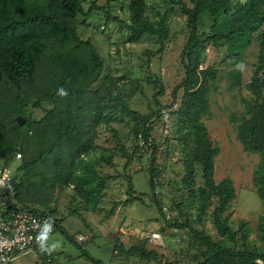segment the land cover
Here are the masks:
<instances>
[{"label":"rangeland","instance_id":"rangeland-1","mask_svg":"<svg viewBox=\"0 0 264 264\" xmlns=\"http://www.w3.org/2000/svg\"><path fill=\"white\" fill-rule=\"evenodd\" d=\"M130 1L84 0L82 5L85 11L92 3L99 7H109L113 17L129 23ZM145 1L146 14L151 21L158 23L165 14L168 17L169 39L162 52H159L161 45L156 37L146 34L138 42H132L131 34L124 24L114 21L107 23L105 13L94 11L89 17L79 16L75 22L80 39L90 41L104 63L102 77L90 90L73 95L70 101H65L64 104H57L42 94L40 92L42 89L37 85L24 86L21 90L9 88L2 95V99H8V102L0 100V132L4 134L11 147L17 146L18 149L26 151V154L19 151L22 156L16 155V160L9 167L0 159V188L5 195L13 199L14 186L11 185V180L17 174L20 175L16 170L25 158H32L51 142L54 130L48 124V112L54 110L59 116L58 110L64 108L74 114L75 126L80 128L84 124L85 129L93 117V111L99 106L102 108L103 121H100L93 131L94 148L81 157L74 173L79 177L85 176L93 167L100 175L114 177L107 181L95 209L77 195L73 188L55 187L51 196L48 191L45 196L51 197V205L56 210L61 227L73 236L77 245L68 241L62 235L61 229L56 227L54 236L46 244L57 253L52 263L43 260L36 253H31L15 259L11 264H95L88 259V255L103 264L200 263L204 260L203 253L206 248L193 241L188 230H176L167 226V221L179 219V214L174 211V203H182L183 210L195 228L204 229L208 235L220 240L210 214L203 218L202 224L196 220L199 214L198 203L189 199V189L182 182L185 175L183 147L176 140L177 116L172 112L179 108L183 95L180 91L174 102V89L185 77L182 52L190 33L187 17L169 0ZM183 1L189 7L192 6L190 0ZM200 33L202 35L212 33V21L209 17H203ZM263 34L264 23L260 30L246 39L211 42L192 62V65H197L200 70L210 68L216 76V79L210 82L208 114L203 116L202 120L212 140L220 149L215 160V182L220 183L225 178H230L236 190V198L225 215H230V226L234 230L239 228L241 221L248 223L249 243L262 249L264 243L260 225L264 224V206L254 184L260 156L244 149L238 138V127L242 119L249 117V107L256 101L250 90V83L258 65L260 39ZM205 35L203 37H206ZM59 47L60 45L54 41L48 43L44 62L39 65L38 75L45 74L46 67L50 64L49 57L54 56ZM79 50L83 55L85 49ZM150 53L152 55H149ZM64 78L69 82V76ZM91 79L93 80V77ZM148 79L163 84L164 95L159 97L161 104L166 107L174 105L172 108H166L161 118L154 120L152 132V139L158 147L155 158L159 174L157 195L164 216H161L157 207L153 205L151 197L149 183L151 153L142 148V142H134L131 133L132 122L121 112V100L130 109L145 115L151 109L157 108L154 95L160 91V87L151 84ZM77 81L82 89L88 83L82 76H78ZM48 85L49 80L46 82V86ZM97 91L100 93L96 94ZM262 93L264 96V86ZM16 95H22L30 104L32 103L24 110L25 118L23 113L19 115L21 113L19 109L15 112L18 114L15 119L11 113V106L15 104L11 99ZM38 100L40 105L33 106ZM60 116L64 120L68 118L65 114ZM18 117L25 120L31 117L40 123L34 130V138L26 139L20 133L15 125ZM55 119L58 120L59 117ZM91 129L89 124V130ZM111 130H114L118 137H113ZM37 131L40 132L39 137H36ZM62 148L64 145L45 155L49 159L59 155L70 163L69 156H73L70 146L68 145L65 151H61ZM123 151L131 157L129 166H126L127 157ZM108 157L112 159L113 166L102 162V158ZM38 167L42 169L41 164ZM49 167L48 172L43 170L48 177L55 172L53 162H50ZM197 171V185L203 186L201 168L198 167ZM40 178L37 176L36 181ZM37 195L41 196L39 191ZM131 199L136 200L131 202ZM28 201L34 206L38 205L33 199ZM77 207H80L82 217L72 214V210ZM110 212L113 213L111 216L108 215ZM137 246L143 247L147 252H155L157 260H149L139 254L127 252Z\"/></svg>","mask_w":264,"mask_h":264},{"label":"trees","instance_id":"trees-1","mask_svg":"<svg viewBox=\"0 0 264 264\" xmlns=\"http://www.w3.org/2000/svg\"><path fill=\"white\" fill-rule=\"evenodd\" d=\"M83 1L0 0V100L9 88L21 90L24 86H39L42 89L40 92L53 99L57 104L69 102L73 95L90 90L91 86L102 77L104 63L91 42L80 39L75 22L79 16L89 17L94 11L105 13L107 23L114 21L124 24L131 34L132 42H138L144 35L148 34L158 39L161 45L159 52L164 50L169 39L168 17L165 14L158 23L151 21L146 14L145 0L130 1L129 23L113 17L109 7H99L96 3H92L90 8L85 11L82 5ZM169 2L178 6L180 12L187 17V27L190 30L189 38L182 52L185 77L173 92L174 102L177 100L178 93L183 92L179 108L172 112L173 115L177 116L176 140L183 147L182 161L185 175L182 182L189 189V199L198 203L199 214L196 220L202 224L203 218L210 214L220 240L208 235L204 229L195 228L188 214L183 210L182 203H174V211L179 214V219L173 222L167 221V226L176 230H188L191 239L206 248L203 253L204 260L197 264H264V249L249 243L248 223L241 221L239 228L234 230L230 226V215H225L230 204L236 198V190L233 180L230 178H225L220 183L215 182V160L220 149L212 140L202 120L209 110L210 82L214 81L216 76L210 68L200 70L197 65H192L193 60L209 43L240 41L260 30L264 23V0H190L191 7L183 0H169ZM203 17H209L212 21V33L210 35L203 34L206 37L200 33ZM50 41L58 43L60 47L54 56L49 57L50 64L46 67L45 74L40 76L38 75L39 65L44 62ZM81 48L85 49L83 55L80 54L79 49ZM231 58H235V56H231ZM68 76L70 77L69 82L64 78ZM78 76L88 80L84 89L78 85ZM48 80L49 85L46 86ZM148 82L160 87V91L154 95V103L157 108L151 109L145 115L130 109L121 100V112L132 122L131 133L134 142H142V148L151 153L149 168L151 197L153 205L157 207L161 216H164L161 201L157 195L159 174L155 158L158 147L152 139V132L154 120L161 118L164 110L172 108L174 105L166 107L161 104L159 97L164 95V86L161 82L150 79ZM41 85L44 87L42 88ZM263 86L264 34L260 39L258 65L250 83V90L256 97V101L254 105L249 107V117L242 119L238 127V138L244 149L260 156L254 184L264 206ZM61 90L66 95H61ZM95 93L99 94L100 92ZM2 102L7 103L8 99H2ZM11 102L15 103L11 106L14 119L18 115L15 113L18 112V109L19 113L21 112L19 115L23 113L25 118L24 110L32 103L30 104V101L22 95H16L11 99ZM39 105L40 100L33 104L35 107ZM58 111L62 115H67L68 118L64 120L54 110L48 112V124L54 130L50 138L51 142L32 158H25L22 165L17 168L16 171L20 175L17 174L11 180V185L14 186L13 199L5 195L0 188V205L3 204L6 209L5 214L30 210L51 217L55 221L56 227L61 229L62 235L77 245L73 236L61 227L60 219L56 217V210L51 205L50 196L55 187H59V189L73 188L77 195L95 209L107 181L114 177L100 175L93 167L85 176L82 175L83 177L74 173L81 157L87 155L94 148L95 133L93 131L97 124L103 121L102 108L99 106L93 111V117L88 121L86 129L84 124L80 128L75 126L74 114L69 112L67 108ZM56 117L59 119L56 120ZM107 122L105 121V123ZM89 124L92 127L91 130H89ZM15 125L26 139L29 137L31 139L34 138V130L38 128L40 123L29 117L26 119L25 125H19L16 120ZM38 131L36 137L40 136ZM111 131H113V137H118L114 130ZM62 145L64 148L61 151H65L67 146H70L73 153L72 157L69 156L71 158L70 163L59 155L54 156L53 159H49L45 155L47 152H53L57 147H62ZM120 149L122 150V147ZM19 151L26 154L25 150L18 149L17 146L11 147L4 134L0 132V159L3 160L5 166L12 165L16 160V155L22 156ZM123 154L127 157L126 166H129L131 157L126 151H123ZM50 162L55 165V172L53 171V175L49 174L48 177L45 172L50 170ZM102 162L113 166L110 157L102 158ZM40 164L42 169L38 167ZM198 167L201 168L203 186L197 185ZM37 176L41 178L36 181ZM38 191L41 196L37 195ZM48 191L50 196H45ZM28 199H33L35 204H38L35 205L37 207ZM135 200L131 199V202ZM80 210V207H77L72 210V214L82 217ZM112 214V212L108 213L110 216ZM260 231L264 243V224L260 225ZM46 244L38 246L37 255L45 261L53 262L57 253ZM127 252L139 254L153 261L158 258L155 252H147L139 246L132 247ZM88 259L95 264H103L89 255ZM165 264L173 263L167 262Z\"/></svg>","mask_w":264,"mask_h":264},{"label":"built area","instance_id":"built-area-1","mask_svg":"<svg viewBox=\"0 0 264 264\" xmlns=\"http://www.w3.org/2000/svg\"><path fill=\"white\" fill-rule=\"evenodd\" d=\"M17 156L21 157L20 154ZM6 176L9 178L8 174ZM5 212L1 204L0 264H11L21 256L37 253V247L47 243L55 234L56 223L47 215L30 210L11 214Z\"/></svg>","mask_w":264,"mask_h":264},{"label":"water","instance_id":"water-1","mask_svg":"<svg viewBox=\"0 0 264 264\" xmlns=\"http://www.w3.org/2000/svg\"><path fill=\"white\" fill-rule=\"evenodd\" d=\"M17 122L19 125L23 126L26 123V120L23 117H18Z\"/></svg>","mask_w":264,"mask_h":264},{"label":"clouds","instance_id":"clouds-1","mask_svg":"<svg viewBox=\"0 0 264 264\" xmlns=\"http://www.w3.org/2000/svg\"><path fill=\"white\" fill-rule=\"evenodd\" d=\"M60 94L61 95H66V93L63 92V90H61Z\"/></svg>","mask_w":264,"mask_h":264},{"label":"crops","instance_id":"crops-1","mask_svg":"<svg viewBox=\"0 0 264 264\" xmlns=\"http://www.w3.org/2000/svg\"><path fill=\"white\" fill-rule=\"evenodd\" d=\"M48 247H49V246H48ZM49 248H50V247H49ZM37 253H38V251H37ZM37 253H36V254H37ZM55 253H56V252H55Z\"/></svg>","mask_w":264,"mask_h":264}]
</instances>
